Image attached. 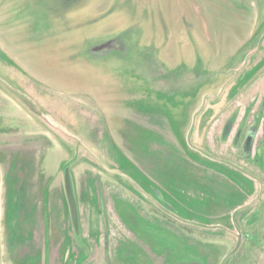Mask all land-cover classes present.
<instances>
[{"label": "rangeland", "instance_id": "374dc122", "mask_svg": "<svg viewBox=\"0 0 264 264\" xmlns=\"http://www.w3.org/2000/svg\"><path fill=\"white\" fill-rule=\"evenodd\" d=\"M180 145L257 192L221 178L234 235L145 197L162 160L222 175ZM0 174L1 264H264V0H0Z\"/></svg>", "mask_w": 264, "mask_h": 264}, {"label": "flooded vegetation", "instance_id": "af4514ba", "mask_svg": "<svg viewBox=\"0 0 264 264\" xmlns=\"http://www.w3.org/2000/svg\"><path fill=\"white\" fill-rule=\"evenodd\" d=\"M230 4H232L230 7H233V4L237 6L235 3H230ZM66 5L67 3L65 4V6ZM241 7L243 8V6ZM245 11L244 12L239 11V12H243L242 13L243 16V14H245ZM234 121L235 118L232 120L230 119L227 120V123H225V126L223 128L224 130L222 132V136L225 133L226 135H230ZM102 123L105 129L106 128L104 126L105 123L101 122V124ZM103 133H106V136L112 140L109 132L104 130ZM103 136L104 134H102L101 137L103 138ZM239 136H241V133L237 132L234 141H237L239 139ZM185 145L187 144L185 143ZM241 150L243 156L245 154H247V157L249 156L250 151L246 149V145L243 146ZM182 151L187 153L189 160L194 164L198 163L199 160L198 156L201 155L206 157L205 160L203 159L204 160L203 162H205V164L210 168L212 167L213 169L222 172V175L210 176L209 174H204V175L192 176L190 174L181 173L177 171L176 168L173 167V165H170L171 169H169L167 165H164L166 161L162 160L165 176L153 175L156 178V180H152V179L151 180L154 182L157 181L163 183L164 186L159 187L153 182L148 184L147 187L149 189L147 191H144L145 197L150 200L151 204L153 205L155 204L165 209L167 213L169 212L171 215H173L174 216L173 221H177L181 223V225L183 224L181 231L187 236L196 237L200 241L203 240L207 241L208 240L207 238H209V237H205L202 233L193 230L192 228H190L191 226L193 227L195 226L194 228L202 227V229L204 230H208L210 228H217V227L222 228L224 230L230 229L231 232L229 234L234 235L233 231L236 229L231 228L232 226H235L234 215L239 210V208L245 206V204L238 205L237 207L233 208V205L236 204L240 196H238L237 194L233 195L230 187L228 185H224L221 183L223 182L221 181V178L229 180L232 184H234L237 188H239L241 192H243L246 196L251 197V199H253V195H251L252 192L255 193L257 192L254 190L250 192L249 189L244 190L240 182L237 181L238 179L235 176L233 177L231 176L230 170H228L227 168H223L224 166L223 167L220 166L216 162L217 160H213L208 156L202 155L200 152L189 150V147H182ZM190 151H194L195 153H191ZM105 156L106 155H104L103 157ZM100 160L102 162L104 161V159L101 157ZM222 170H225L227 173H224ZM174 171L176 172V174L174 173ZM255 177H253L255 179L254 181L258 182V180ZM142 182L146 184V181H142ZM168 201H173L175 205L178 207V209H176V207L171 205ZM182 213L187 217H182ZM189 231H192L193 233L198 232L202 238L199 236L189 234L188 233ZM235 236L237 238L240 237L238 242L239 244L238 248H239L240 243L242 241L241 234L237 232ZM237 252L238 251H236L234 254L231 255L230 259L232 257L233 259L230 260L229 264H237V259H235L237 257L236 255ZM202 255H204V264H216V257L212 256L213 253L211 254L203 250ZM238 261H239V256H238Z\"/></svg>", "mask_w": 264, "mask_h": 264}, {"label": "water", "instance_id": "95a60500", "mask_svg": "<svg viewBox=\"0 0 264 264\" xmlns=\"http://www.w3.org/2000/svg\"><path fill=\"white\" fill-rule=\"evenodd\" d=\"M64 184H65V192H66L67 200L69 203L72 224L75 231L78 232L79 231L78 207H77L74 190L72 187L70 170L68 167L64 169ZM0 196H1V174H0ZM0 218H1V209H0ZM0 241H1V237H0ZM0 264H1V251H0Z\"/></svg>", "mask_w": 264, "mask_h": 264}, {"label": "trees", "instance_id": "16d2710c", "mask_svg": "<svg viewBox=\"0 0 264 264\" xmlns=\"http://www.w3.org/2000/svg\"><path fill=\"white\" fill-rule=\"evenodd\" d=\"M66 167H68V165H66L65 166V168ZM224 173H227L225 170H222ZM78 218H79V216H78ZM79 224H80V222H79ZM73 225V224H72ZM79 228H80V226H79ZM45 243H46V239H45ZM48 252V250H47V247L45 246V254ZM68 260V259H67ZM67 260H65V259H63V263L62 264H69V262H67Z\"/></svg>", "mask_w": 264, "mask_h": 264}, {"label": "crops", "instance_id": "0c3cea01", "mask_svg": "<svg viewBox=\"0 0 264 264\" xmlns=\"http://www.w3.org/2000/svg\"><path fill=\"white\" fill-rule=\"evenodd\" d=\"M81 250H82V247H81ZM80 248H79V251H81ZM82 252V251H81ZM79 262V256L77 257H74V259L69 263V264H78Z\"/></svg>", "mask_w": 264, "mask_h": 264}]
</instances>
